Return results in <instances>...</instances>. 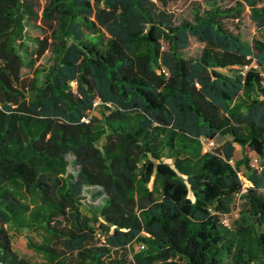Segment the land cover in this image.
Masks as SVG:
<instances>
[{
  "label": "trees",
  "instance_id": "trees-1",
  "mask_svg": "<svg viewBox=\"0 0 264 264\" xmlns=\"http://www.w3.org/2000/svg\"><path fill=\"white\" fill-rule=\"evenodd\" d=\"M179 1L0 0V264H264V6ZM247 6L263 38H243ZM85 186L106 194L96 218Z\"/></svg>",
  "mask_w": 264,
  "mask_h": 264
},
{
  "label": "rangeland",
  "instance_id": "rangeland-1",
  "mask_svg": "<svg viewBox=\"0 0 264 264\" xmlns=\"http://www.w3.org/2000/svg\"><path fill=\"white\" fill-rule=\"evenodd\" d=\"M42 4L46 2V0H40ZM188 0H180L178 3L172 5V9L175 10L177 13L186 16L188 14ZM260 5L264 6V0H261ZM250 7H246V10L243 14V18L240 21L241 24V33L245 40L251 41L254 37L263 38V32L257 26V24L251 19L250 17ZM27 33L33 37L42 38L45 34L44 28L41 27L40 21H35L34 19H30L27 21ZM203 42L198 40V38L194 35L190 37V44L189 47L185 50V55L188 57H196L200 54L203 48ZM33 48H35V44H33ZM54 55L52 51H47L45 55L36 63L34 67L25 66L22 69L23 75H33L34 69L39 68L40 70L47 69L50 65L54 62ZM94 117H100L98 111L94 113ZM229 137L218 136L213 140V144L205 142L204 150H216L218 149L224 141ZM70 165H69V172L76 174L78 170V166L74 161V156H68ZM242 158V149L240 145H236L235 151V159L239 160ZM245 170L244 167H241V174L244 180L245 186L249 185V181L247 178L243 176ZM151 187L153 185H150ZM83 212L93 218L98 217V210L102 207L106 202V194L103 192L102 188L99 186H85L84 194H83ZM246 205L244 201L240 198H237L235 201V205L233 207V212L231 215V221L237 220L243 210L245 209ZM10 232L12 235V241L14 248L21 253L22 255L27 256L31 260L35 262H42L44 261V256L40 253L35 252L33 249L28 247L27 237L24 231L18 230L17 228H10ZM139 245L135 243L134 248L139 249ZM142 247V246H141Z\"/></svg>",
  "mask_w": 264,
  "mask_h": 264
},
{
  "label": "built area",
  "instance_id": "built-area-1",
  "mask_svg": "<svg viewBox=\"0 0 264 264\" xmlns=\"http://www.w3.org/2000/svg\"><path fill=\"white\" fill-rule=\"evenodd\" d=\"M247 68V67H246ZM98 102V101H97ZM89 118H85V121L86 122H89ZM205 142H207V143H211V144H213V140H208V139H204V143ZM230 162L231 163H235V160H230ZM251 164H252V166H254L255 168H261V164H260V160H259V158L258 157H254V158H252V160H251ZM226 222L228 221L227 219L225 220Z\"/></svg>",
  "mask_w": 264,
  "mask_h": 264
}]
</instances>
